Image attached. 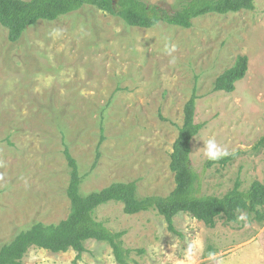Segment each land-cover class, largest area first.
<instances>
[{"label":"rangeland","instance_id":"1","mask_svg":"<svg viewBox=\"0 0 264 264\" xmlns=\"http://www.w3.org/2000/svg\"><path fill=\"white\" fill-rule=\"evenodd\" d=\"M143 1L174 13L189 0ZM193 24L134 28L84 7L29 27L16 47L0 26V250L36 223L57 225L69 216L66 148L83 176V196L133 181L142 198L169 196L176 187L170 156L194 90L196 123H206L191 155L201 194L222 197L237 180L244 190L255 181L264 185V148L255 149L264 137V0L255 11L211 14ZM241 56L248 58L246 77L231 94L213 93ZM209 138L239 157L206 168L202 147ZM243 217L242 227L219 220L209 228L181 214L175 235L156 212L130 216L119 203L96 211L107 228L127 232L130 264H208L209 252L219 253L221 264H264V223ZM189 245L192 261L185 257ZM86 248L79 261L73 251L32 248L23 262L118 264L107 243L89 241Z\"/></svg>","mask_w":264,"mask_h":264},{"label":"trees","instance_id":"2","mask_svg":"<svg viewBox=\"0 0 264 264\" xmlns=\"http://www.w3.org/2000/svg\"><path fill=\"white\" fill-rule=\"evenodd\" d=\"M257 0H189L179 3L174 13L150 6L143 0H0V26L8 30V40L12 47L25 41L29 27L40 21L54 22L60 18L80 12L84 7H93L122 20L129 27L152 29L161 23L170 26L193 29L196 19L215 14L228 15L241 11H255ZM248 72V58L239 57L235 66L220 76L213 93L235 91V84L243 80ZM198 96L194 90L190 101L184 107V123L179 128L178 138L173 145L170 170L174 174L176 187L167 197L139 195L138 182H115L111 186L89 195L81 194L83 176L77 161L68 148L65 156L70 172L67 197L71 211L67 219L57 225L36 223L31 229L19 233L14 240L0 250V264H24L23 260L32 248L59 254L73 251L76 260L87 252L89 241L107 243L118 264H130L133 250L125 247L126 231L115 232L97 221L96 211L110 203L124 206L127 215L134 216L146 212H156L164 218L168 230L179 235L175 218L186 214L206 227L215 228L219 220L226 225L242 227L240 219L264 223V185L253 182L244 190L237 180L233 189L222 197L202 195L201 179L192 166V144L206 127V123H196ZM103 131V129H102ZM97 148V160L101 157ZM264 148V137L255 149ZM240 153H233L219 161H207L206 168L219 165L225 167L236 161ZM97 162H95L94 167ZM140 254L142 252H139Z\"/></svg>","mask_w":264,"mask_h":264},{"label":"clouds","instance_id":"3","mask_svg":"<svg viewBox=\"0 0 264 264\" xmlns=\"http://www.w3.org/2000/svg\"><path fill=\"white\" fill-rule=\"evenodd\" d=\"M203 142L204 146L202 147V156L208 161H219L233 154L228 148L221 146L214 138H209ZM241 147H243V145H241ZM240 219H244V217L241 216ZM185 257L189 261L194 259L192 245H189L188 249L186 250ZM207 260L208 264H221V256L217 252H209Z\"/></svg>","mask_w":264,"mask_h":264}]
</instances>
